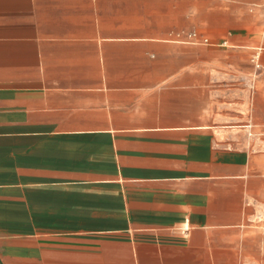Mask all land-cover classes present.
Returning <instances> with one entry per match:
<instances>
[{
  "label": "crops",
  "instance_id": "crops-1",
  "mask_svg": "<svg viewBox=\"0 0 264 264\" xmlns=\"http://www.w3.org/2000/svg\"><path fill=\"white\" fill-rule=\"evenodd\" d=\"M201 10L0 0V264H264V148L240 143L262 24Z\"/></svg>",
  "mask_w": 264,
  "mask_h": 264
},
{
  "label": "rangeland",
  "instance_id": "rangeland-1",
  "mask_svg": "<svg viewBox=\"0 0 264 264\" xmlns=\"http://www.w3.org/2000/svg\"><path fill=\"white\" fill-rule=\"evenodd\" d=\"M220 0H175V5H178L184 9H190L188 14L184 13L183 17L190 16L192 19L191 28L199 30L203 28L202 19L206 16L201 9L203 7L215 5ZM233 1L235 5H245V13L248 16L256 15V20L262 25L257 29L254 28V31L261 35L264 33V0H227ZM261 5V6H258ZM260 8V10L257 8ZM264 44H257L260 46ZM261 71H258L254 76V81L252 87L249 89V111L247 114V120L244 124H250V127H243L244 130H240L245 133L246 136L244 142H240L248 146V149L254 151H262L261 148H264V95L260 96L258 93V84L257 77ZM239 128V127H238ZM242 129V128H239ZM239 131V132H240ZM248 131H251V135L248 134ZM255 220L250 222L248 226V232L246 235L250 238H253V247L251 254H247L250 257H259L261 260H264V204H260L258 209V214L255 216ZM259 245V247H258ZM261 249V250H260ZM259 264H261L259 262Z\"/></svg>",
  "mask_w": 264,
  "mask_h": 264
},
{
  "label": "built area",
  "instance_id": "built-area-1",
  "mask_svg": "<svg viewBox=\"0 0 264 264\" xmlns=\"http://www.w3.org/2000/svg\"><path fill=\"white\" fill-rule=\"evenodd\" d=\"M189 36L192 38H197V33L196 31H190L189 32ZM204 41H207L206 37H203ZM262 54H264V45H260L257 46L255 48V50L253 51L252 55H251V63L253 65L254 71H253V76H255V74L258 71L264 70V58H262ZM245 126L250 127V124H245ZM248 134L251 135V131H248ZM243 264H258V263H250V262H242Z\"/></svg>",
  "mask_w": 264,
  "mask_h": 264
}]
</instances>
